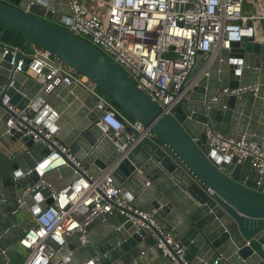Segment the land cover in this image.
<instances>
[{
  "label": "water",
  "instance_id": "1",
  "mask_svg": "<svg viewBox=\"0 0 264 264\" xmlns=\"http://www.w3.org/2000/svg\"><path fill=\"white\" fill-rule=\"evenodd\" d=\"M69 0H0V120L10 118L2 99L24 109L42 85L25 74L30 58L18 72L22 51L39 46L96 85L128 117L149 127L155 138L120 152L97 126L103 111L97 99L80 85L57 87L48 103L60 117L61 143L69 145L91 176L115 163L116 185L140 208L147 205L178 235L192 264H264V176L237 158H222L207 143L211 128L236 137L243 133L264 146V41L250 39L221 49L209 76H202L173 110L166 114L105 53L70 30ZM16 47L20 50L15 51ZM14 58V65L11 64ZM203 63L192 70L193 78ZM259 85L256 94L222 96L225 87ZM125 123V122H124ZM126 131L133 133L125 123ZM9 143L21 140L27 150L13 156L0 169V264L11 260L25 235L28 222L19 219L17 198L22 189L39 180L35 169L49 154L42 144L22 136L15 128L4 135ZM73 164L52 170L44 180L56 190L77 178ZM48 189L28 200L35 213L52 202ZM89 242L80 234L66 238L56 259L73 252V264H170L156 249L152 233L135 227L122 215L95 218L86 228ZM2 250L5 253H2Z\"/></svg>",
  "mask_w": 264,
  "mask_h": 264
},
{
  "label": "built area",
  "instance_id": "2",
  "mask_svg": "<svg viewBox=\"0 0 264 264\" xmlns=\"http://www.w3.org/2000/svg\"><path fill=\"white\" fill-rule=\"evenodd\" d=\"M248 1L251 8L247 13ZM69 7L70 30L111 58L166 114H173L198 80L209 76L213 60L222 48L230 50L233 43L256 40V24L264 20V0H69ZM25 58L31 59L25 74L42 87L24 109L11 104V98L4 95L2 103L11 116L4 123L2 136L15 128L35 144L44 145L49 154L23 175L36 171L40 180L21 190L14 213L23 208L33 211L28 200L44 189L49 190L52 202L42 208L41 202L48 199L44 197L37 203L40 211H33L34 224L18 241L19 247L27 252L22 264H73L72 251L54 260L67 245L66 238L79 233L85 245L89 242L86 228L95 218L103 216L108 220L118 214L126 216L135 227L152 233L156 249L170 264H192L178 235L165 227L158 211L137 207L116 185L114 171L119 162L94 177L71 147L61 143L58 131L51 129L57 127L60 114L48 100L62 84L82 86L97 99L96 106L103 111L97 126L123 153L144 140H153L150 128L125 115L109 97L98 92L92 80L49 51L28 46L22 51L18 72L23 71ZM199 61L203 68L192 78L191 72ZM11 64L14 65V58ZM258 90L259 85L225 87L213 101L225 95L242 98ZM124 122L133 133L126 131ZM205 132L208 145L222 158H237L238 163L250 164L261 178L264 176V146L250 141L245 134L231 137L211 128ZM49 161L55 165L46 164ZM71 164L77 178L65 188L56 190L44 180L48 172ZM4 264L15 263L8 260Z\"/></svg>",
  "mask_w": 264,
  "mask_h": 264
},
{
  "label": "crops",
  "instance_id": "3",
  "mask_svg": "<svg viewBox=\"0 0 264 264\" xmlns=\"http://www.w3.org/2000/svg\"><path fill=\"white\" fill-rule=\"evenodd\" d=\"M261 22L262 21L257 22V24H256L257 25V32L255 35V39L258 41H264V29L262 27ZM28 52H29V50H28ZM200 62L201 61L198 62V65L200 64ZM3 128H4V122L0 120V169L3 168V166L7 163V160L12 158L13 155L18 156L19 154H22L27 150L26 146L23 144V142L21 140H17L16 142H14L12 144L9 143L7 140H5L4 137L2 136ZM240 135H243V133L237 134V136H240ZM144 209L147 211H152L154 208L147 205L146 207H144ZM21 213L22 214L19 216V219L22 221L28 222L27 226H29V227L32 226L34 224L33 211H31L28 208H23ZM120 216H122V215L118 214L117 216H115L113 218L116 219ZM113 218H110V219H113ZM159 219L162 221V223L165 225L166 228L174 231L173 228H171L168 225V223H166L160 216H159ZM19 261L20 260H15L13 263H15V264H22L23 263V262H19Z\"/></svg>",
  "mask_w": 264,
  "mask_h": 264
},
{
  "label": "rangeland",
  "instance_id": "4",
  "mask_svg": "<svg viewBox=\"0 0 264 264\" xmlns=\"http://www.w3.org/2000/svg\"><path fill=\"white\" fill-rule=\"evenodd\" d=\"M245 7H246V12L248 13L249 10H250V8H251V4L249 3V1L246 2ZM261 24H262V27H263V29H264V20H262ZM145 141H146V140H144L143 142H145ZM143 142H142V143H143ZM142 143H141V144H142ZM26 256H27V252H26L23 248L19 247V248L13 253V255H12V257H11V261L14 262L15 260H17V259L20 258V260H21L22 262H24L25 259H26Z\"/></svg>",
  "mask_w": 264,
  "mask_h": 264
},
{
  "label": "bare ground",
  "instance_id": "5",
  "mask_svg": "<svg viewBox=\"0 0 264 264\" xmlns=\"http://www.w3.org/2000/svg\"><path fill=\"white\" fill-rule=\"evenodd\" d=\"M48 163H50V161H49V162H47L46 164H48ZM52 165L54 166L55 164H54L53 162L49 164V166H52ZM39 170H40V171H42V169H41V168H39Z\"/></svg>",
  "mask_w": 264,
  "mask_h": 264
},
{
  "label": "trees",
  "instance_id": "6",
  "mask_svg": "<svg viewBox=\"0 0 264 264\" xmlns=\"http://www.w3.org/2000/svg\"><path fill=\"white\" fill-rule=\"evenodd\" d=\"M17 260H20V259H17ZM19 262H22L21 260Z\"/></svg>",
  "mask_w": 264,
  "mask_h": 264
}]
</instances>
